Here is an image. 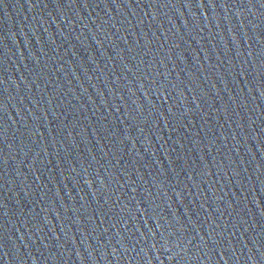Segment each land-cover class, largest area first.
I'll return each mask as SVG.
<instances>
[{
  "label": "water",
  "instance_id": "1",
  "mask_svg": "<svg viewBox=\"0 0 264 264\" xmlns=\"http://www.w3.org/2000/svg\"><path fill=\"white\" fill-rule=\"evenodd\" d=\"M0 264H264V0H0Z\"/></svg>",
  "mask_w": 264,
  "mask_h": 264
}]
</instances>
